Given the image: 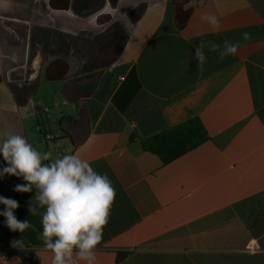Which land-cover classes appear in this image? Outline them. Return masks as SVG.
<instances>
[{
    "label": "crops",
    "instance_id": "crops-1",
    "mask_svg": "<svg viewBox=\"0 0 264 264\" xmlns=\"http://www.w3.org/2000/svg\"><path fill=\"white\" fill-rule=\"evenodd\" d=\"M175 1L192 8L181 30L171 0H70L67 9L0 0V144L20 133L50 160L76 154L107 174L116 197L96 264H264V41L207 68L193 40L214 32L201 20L208 13L264 38V0ZM62 54L64 79L46 81ZM194 117L209 136L196 148L167 164L142 149L144 137ZM26 183L5 174L0 196L34 226L16 231L23 249L51 264L45 209L35 189L15 190ZM3 241L0 264H27Z\"/></svg>",
    "mask_w": 264,
    "mask_h": 264
},
{
    "label": "clouds",
    "instance_id": "clouds-1",
    "mask_svg": "<svg viewBox=\"0 0 264 264\" xmlns=\"http://www.w3.org/2000/svg\"><path fill=\"white\" fill-rule=\"evenodd\" d=\"M215 32L221 29L216 15L208 13L201 16ZM250 33H243L245 41ZM241 47L239 42L225 40L223 47L209 42L211 51H218L219 59L235 56ZM204 44L195 47L197 67L206 61ZM0 155L8 167L0 170L5 174L23 177L26 184L17 185L18 192H31L41 213L42 234L40 239L45 250L52 253L51 264H96V248L103 238V229L109 222L110 209L115 201L116 190L107 174H100L88 160L76 154L52 157L51 152L41 153L20 133L9 134L0 144ZM50 161L49 163H43ZM0 204L5 209L0 216L6 218L7 227L23 233L34 226L25 219L18 220L14 210L19 204L16 200L0 196ZM30 212L36 215V207L31 202ZM13 247L22 248V241L13 240Z\"/></svg>",
    "mask_w": 264,
    "mask_h": 264
},
{
    "label": "trees",
    "instance_id": "trees-1",
    "mask_svg": "<svg viewBox=\"0 0 264 264\" xmlns=\"http://www.w3.org/2000/svg\"><path fill=\"white\" fill-rule=\"evenodd\" d=\"M110 7L115 6L116 0H108ZM49 7L52 9H67L70 4V0H48ZM170 9L172 11V16L174 19V27L177 30L183 29L192 13L191 7H185L182 2L171 0ZM109 15L100 17L99 19L108 18ZM161 30L164 27L160 28ZM262 33H264V24L258 28ZM232 59V58H231ZM231 59L217 65L215 67L207 68H217L226 64ZM68 70L67 61L64 55H59L52 59L45 67L44 79L46 81H56L62 80ZM38 79H35L33 87L36 86ZM209 138L207 131L205 130L202 122L199 118L194 117L180 122L176 125L166 127L165 129L154 133L152 135L146 136L141 140V147L143 150L155 154L163 164H167L177 157L185 154L186 152L196 148L200 144L207 141ZM2 176H0L1 181ZM0 234L3 238V246L8 248L9 254H18L19 251L23 250L25 247V242L20 234L16 231H11L6 225V218L0 216ZM22 241L23 247H13L12 241ZM121 253L117 255V260L122 258ZM38 261V260H37ZM38 264L39 261H38Z\"/></svg>",
    "mask_w": 264,
    "mask_h": 264
},
{
    "label": "rangeland",
    "instance_id": "rangeland-1",
    "mask_svg": "<svg viewBox=\"0 0 264 264\" xmlns=\"http://www.w3.org/2000/svg\"><path fill=\"white\" fill-rule=\"evenodd\" d=\"M253 33L252 30H250L248 27H228V28H221L216 33H211L208 35H200L197 38H193L197 46H199L201 43L204 44L203 52L206 56V61L204 65L208 67H215L217 65H220L221 63L227 61L228 59H231L235 56L243 55L247 51H249L252 47L255 45L261 43L264 41V38H254V34H251V38L247 41L243 39V33ZM256 32H258L256 30ZM229 35V37H227ZM257 37V36H256ZM225 40H228L230 42H239L241 44V47L238 49V53L235 56H227L223 60L219 59V53L218 51H211L209 48V42H214L216 44H219L221 48L223 47V42ZM98 109V108H97Z\"/></svg>",
    "mask_w": 264,
    "mask_h": 264
},
{
    "label": "water",
    "instance_id": "water-1",
    "mask_svg": "<svg viewBox=\"0 0 264 264\" xmlns=\"http://www.w3.org/2000/svg\"><path fill=\"white\" fill-rule=\"evenodd\" d=\"M27 264H38L37 258L34 253L29 249H23L18 253Z\"/></svg>",
    "mask_w": 264,
    "mask_h": 264
},
{
    "label": "built area",
    "instance_id": "built-area-1",
    "mask_svg": "<svg viewBox=\"0 0 264 264\" xmlns=\"http://www.w3.org/2000/svg\"><path fill=\"white\" fill-rule=\"evenodd\" d=\"M44 138L46 139V140H49V139H51V136H50V134H44Z\"/></svg>",
    "mask_w": 264,
    "mask_h": 264
}]
</instances>
